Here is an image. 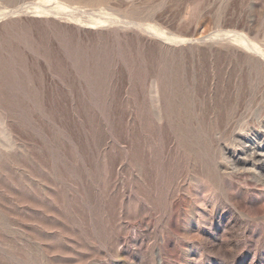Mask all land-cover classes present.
Instances as JSON below:
<instances>
[{"label":"rangeland","instance_id":"obj_1","mask_svg":"<svg viewBox=\"0 0 264 264\" xmlns=\"http://www.w3.org/2000/svg\"><path fill=\"white\" fill-rule=\"evenodd\" d=\"M0 264H264V0H0Z\"/></svg>","mask_w":264,"mask_h":264},{"label":"bare ground","instance_id":"obj_2","mask_svg":"<svg viewBox=\"0 0 264 264\" xmlns=\"http://www.w3.org/2000/svg\"><path fill=\"white\" fill-rule=\"evenodd\" d=\"M58 6L60 7V8H67V6L66 5H63V4H60L59 2H58ZM70 6V5H69ZM236 34V33H235ZM244 39V38H243ZM247 46L248 47H251L250 45H249V43L247 44ZM255 48V47H254ZM258 49V48H257ZM249 144V143H248ZM255 146H257V145H255ZM248 153V152H247ZM250 160V159H249ZM263 166V165H262ZM259 171V170H258Z\"/></svg>","mask_w":264,"mask_h":264}]
</instances>
